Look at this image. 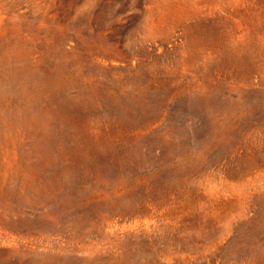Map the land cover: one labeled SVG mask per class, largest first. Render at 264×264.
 <instances>
[{
    "label": "rangeland",
    "instance_id": "1",
    "mask_svg": "<svg viewBox=\"0 0 264 264\" xmlns=\"http://www.w3.org/2000/svg\"><path fill=\"white\" fill-rule=\"evenodd\" d=\"M0 264H264V0H0Z\"/></svg>",
    "mask_w": 264,
    "mask_h": 264
}]
</instances>
